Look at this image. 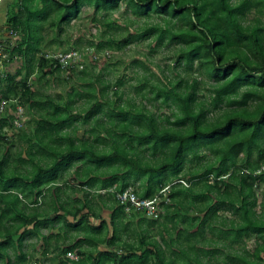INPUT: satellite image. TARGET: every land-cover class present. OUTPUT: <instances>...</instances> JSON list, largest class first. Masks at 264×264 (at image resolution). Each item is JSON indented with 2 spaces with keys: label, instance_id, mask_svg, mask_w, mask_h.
Listing matches in <instances>:
<instances>
[{
  "label": "trees",
  "instance_id": "trees-1",
  "mask_svg": "<svg viewBox=\"0 0 264 264\" xmlns=\"http://www.w3.org/2000/svg\"><path fill=\"white\" fill-rule=\"evenodd\" d=\"M86 6L102 31L97 41L71 34ZM123 6L136 18L120 24L113 13ZM6 9L0 264H264V0H12ZM143 41L151 54L165 47L173 70L207 67L205 80L160 87L161 77L135 59L145 75L126 96L124 76L105 78L118 65L108 52ZM91 49L95 56L78 70L54 57ZM61 85L69 90L51 94ZM166 187L169 201L157 216L127 210L117 195L132 188L152 199ZM84 189L105 206L88 210ZM120 218L124 234L106 236ZM30 234L37 243L25 250Z\"/></svg>",
  "mask_w": 264,
  "mask_h": 264
},
{
  "label": "rangeland",
  "instance_id": "rangeland-1",
  "mask_svg": "<svg viewBox=\"0 0 264 264\" xmlns=\"http://www.w3.org/2000/svg\"><path fill=\"white\" fill-rule=\"evenodd\" d=\"M10 1H12V0H3L0 3V35H4V36L10 35L4 29L5 28L4 27L5 20H6V10H7L6 7ZM85 9H87V10L85 11L82 19L79 20L80 21L79 32L73 31V32H71V34L74 37L82 36V38H84L85 40L97 41V40H99V38H97V37L99 36V34L102 31H101L99 25L94 24L91 20L92 16L90 15V12L92 14L93 11L88 10L87 6L85 7ZM127 18H129L130 20H134L136 17L131 13H127L125 11V6H123L122 9H120V11L113 13V20L117 21L120 24H123L124 22H126ZM155 20H158V19L155 18ZM142 24H143V20L138 19V23L135 24L134 26H131L129 30L132 32H135L136 30L134 31L133 27H136V25H142ZM0 39H1V37H0ZM7 45H6V47L10 46V45H8V46ZM161 49L164 52V55L162 57H160V51H159ZM72 50H74V49H72ZM58 53H62L61 50H57L56 54H58ZM108 53H110V55H111L110 59L113 62H118V65H117V67H111L109 69V71L106 72L105 78L107 80L114 82V81H116V79L119 76H124V84L121 86L120 90L122 89V91L125 92V95L129 96V97L135 96L136 89L134 86L136 84H138V82H143L142 81L143 76L145 75L144 68L141 66L133 65V63H132L133 60L139 59V60L146 62L148 64V67L158 77H163L161 75V69H165V66L171 62L168 58L169 53L167 52L165 47H161L158 49V51L151 54L146 41L138 42V43L134 42L128 46L123 47L122 49L112 50ZM0 54L2 55L3 58L6 57L4 52H3L2 47H0ZM149 54H151V56H148ZM62 55H64V54H62ZM65 55L68 56L67 61H70L68 64H66V66H68L72 63V65H74V69L78 70L79 68H82L83 66H86V65L88 66L90 64L92 58L95 56V50L91 49L87 54H80L79 51L78 52L72 51V52H69L68 54H65ZM146 56H148V57H146ZM162 61H165L163 68L160 67V64ZM20 63L21 62H19L18 58H16L11 64H9V66L12 68H15ZM4 70H5V64H4V61L0 58V72H4ZM97 70H99V69L97 68L96 71ZM11 71L14 72L15 69H12ZM74 79L76 80L75 77H74ZM73 83H77V82H73ZM61 86L62 87H60V88L59 87L52 88L51 94H55L56 92H65V91L69 90L68 86H66V85H61ZM11 102L14 103L13 101H11ZM148 106L158 113H164V114L170 113L169 108L161 107V106H159V103H155V102L150 103L149 102ZM22 108H23V113L25 112L26 117L28 118L30 116V114H28L27 109H25L23 106H22ZM5 109H6V107H5ZM87 127L88 126H86L85 129H84V127L83 128L80 127L79 135L84 134L85 131L88 129ZM15 131L17 132L18 129H15ZM23 146L26 147V142H23ZM18 148H19V146L17 147V149ZM105 217L107 219H109L110 213L107 212ZM41 231H42V233L47 234L49 232V229L47 227L43 226V227H41ZM25 243H26V245H25L24 249L29 250L32 247L31 244L35 245L37 243V237L35 235L30 234L26 238ZM84 245H85V243H83V246ZM34 261H37V260H34ZM50 261H51L50 259H44L42 261V264H53ZM1 264H4V263H1Z\"/></svg>",
  "mask_w": 264,
  "mask_h": 264
},
{
  "label": "clouds",
  "instance_id": "clouds-1",
  "mask_svg": "<svg viewBox=\"0 0 264 264\" xmlns=\"http://www.w3.org/2000/svg\"><path fill=\"white\" fill-rule=\"evenodd\" d=\"M3 0H0V3L2 2ZM239 3H244V0H239ZM233 7H236V5H233ZM236 19L237 21L241 24V25H244L246 23V16L245 15H241V14H238L236 16ZM261 20L262 22H264V16H261ZM192 21L195 22L196 21V17L193 16L192 17ZM173 24H175V21L172 22ZM173 31H175L176 29L173 28L172 29ZM207 37H208V40L210 41L212 39V36L210 33H206ZM5 39H7L5 37ZM160 51V57H162L164 55V52L163 50H159ZM241 51L243 52L244 49L241 48ZM159 58V57H158ZM174 58V57H173ZM164 63L165 61H162L161 64H160V67L163 68L164 67ZM174 71H175V75H174ZM209 72V69L207 67L201 69L199 67V65H196L193 72L192 73H188L186 71H184L183 69H178V70H173L172 67H171V64L168 63V68L165 72V75L168 77L166 80L163 79V77H161V80H162V83L159 85L160 87H167L169 89H172L174 84L176 83L177 80H187V81H190V80H201L202 82L205 80L207 74ZM180 95H183L184 92L183 91H180L179 93ZM1 98V97H0ZM2 100V99H0ZM6 101V100H5ZM8 102L6 103V106H7ZM15 104H17V102H15ZM5 106V107H6ZM22 108L21 105H18L17 106V111H18V114H19V108ZM23 109V108H22ZM5 110V109H4ZM3 110V111H4ZM159 115V114H158ZM23 116V115H22ZM22 116L19 115V117L21 118ZM160 121L158 120V123ZM13 140L11 137H9V143H12ZM51 187H56V185H52ZM83 191H89L91 192V196L88 198V200L86 201L88 203V210H91V211H97L98 209L104 207V202L101 200L100 198V195L99 193L95 190V189H84ZM79 194V193H77ZM72 195V193L68 192L65 196H63L60 200L61 203H63V200L64 199H67V198H70V196ZM21 196V195H20ZM25 203H27V201H25ZM97 214L99 215V213L97 212ZM149 215H151V213H149ZM100 219H103V217H100ZM240 221H237V223H239ZM261 223H264V217L261 218L260 220ZM89 223L91 224H95V225H98L99 224V219H93L91 220ZM125 223H126V220L124 218H120L118 219L114 224L113 223H109L108 225V228L105 230V235L106 236H110V235H113L114 234V231L113 230H117L120 235H123V230H124V226H125ZM31 227V226H29ZM133 231H138L135 226L129 230V232H133ZM71 239H74V237H66L64 238L63 242L64 243H67V242H70Z\"/></svg>",
  "mask_w": 264,
  "mask_h": 264
},
{
  "label": "built area",
  "instance_id": "built-area-1",
  "mask_svg": "<svg viewBox=\"0 0 264 264\" xmlns=\"http://www.w3.org/2000/svg\"><path fill=\"white\" fill-rule=\"evenodd\" d=\"M68 53L69 52L58 53V54H55L54 57L59 59L60 62H62L63 64L66 65L70 62V61H67L68 56L65 55ZM62 54H64V55H62ZM6 103H7V101L0 100V112H2L5 109ZM19 115L20 116L23 115V109L21 107L19 108ZM16 124H17V122H16ZM18 125H19V123H18ZM262 169H264V165H263ZM169 187H166L164 190L161 191V193L156 194L152 199H139L132 188H128L124 192H120L117 195H118L119 201L127 204V210H130L131 207H134L137 210L145 211V214L147 216H157L161 210V202L169 201V197L167 194L169 191ZM149 213H151V215H149ZM67 257L69 259L75 260V261H77L79 259V255H77L73 251L67 252ZM34 264H36V263H34Z\"/></svg>",
  "mask_w": 264,
  "mask_h": 264
},
{
  "label": "crops",
  "instance_id": "crops-1",
  "mask_svg": "<svg viewBox=\"0 0 264 264\" xmlns=\"http://www.w3.org/2000/svg\"><path fill=\"white\" fill-rule=\"evenodd\" d=\"M4 28V27H3Z\"/></svg>",
  "mask_w": 264,
  "mask_h": 264
}]
</instances>
